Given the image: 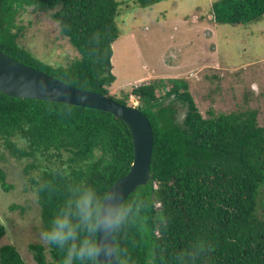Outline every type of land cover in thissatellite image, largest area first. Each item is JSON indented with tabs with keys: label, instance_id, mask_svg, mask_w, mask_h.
Returning <instances> with one entry per match:
<instances>
[{
	"label": "trees",
	"instance_id": "obj_1",
	"mask_svg": "<svg viewBox=\"0 0 264 264\" xmlns=\"http://www.w3.org/2000/svg\"><path fill=\"white\" fill-rule=\"evenodd\" d=\"M147 8L165 0H130ZM125 0H0V50L81 89L122 104L132 95L154 132L151 179L121 208L127 219L114 232L122 264H264V125L259 111L209 110L205 117L185 79L169 78L112 95L113 44ZM50 12L79 52L70 64H53L21 46L26 30L18 13ZM214 20L249 24L264 17V0H217ZM172 84L170 88L169 84ZM161 88L163 94L156 90ZM187 107L182 122L164 101ZM1 158H14L36 194L41 229L69 196L88 185L106 195L134 160L128 125L110 112L0 92ZM6 172L0 168L5 189ZM17 206V204H15ZM6 227L0 220V239ZM38 264H59L61 253L41 241L29 244ZM0 264H28L14 244L0 246Z\"/></svg>",
	"mask_w": 264,
	"mask_h": 264
},
{
	"label": "rangeland",
	"instance_id": "obj_2",
	"mask_svg": "<svg viewBox=\"0 0 264 264\" xmlns=\"http://www.w3.org/2000/svg\"><path fill=\"white\" fill-rule=\"evenodd\" d=\"M125 1L118 17L120 37L113 44L112 95L122 97L135 86L180 78L188 82L205 117L211 109L219 114L252 108L259 111V124L264 125V17L249 24H224L212 15L217 0H165L147 8ZM19 15L27 27L19 43L33 55L65 65L79 57L50 12L32 6ZM156 93L164 91L159 88ZM164 103L174 107L182 122L187 107L173 98ZM129 104L137 106L138 98L132 95ZM3 152L2 145L0 168L7 171L11 188L5 189L0 178V220L6 227L0 246L14 244L28 264H38L29 247L40 241L42 230L36 194L22 163L3 160Z\"/></svg>",
	"mask_w": 264,
	"mask_h": 264
},
{
	"label": "water",
	"instance_id": "obj_3",
	"mask_svg": "<svg viewBox=\"0 0 264 264\" xmlns=\"http://www.w3.org/2000/svg\"><path fill=\"white\" fill-rule=\"evenodd\" d=\"M0 92L9 96L58 101L66 104L107 111L129 127L134 145V160L127 174L109 189L121 193L120 207L128 196L151 179L154 132L148 117L137 107L122 104L102 93L81 89L29 66L0 50ZM110 241L115 246L114 233ZM116 248V247H115ZM111 264H122L116 254Z\"/></svg>",
	"mask_w": 264,
	"mask_h": 264
},
{
	"label": "clouds",
	"instance_id": "obj_4",
	"mask_svg": "<svg viewBox=\"0 0 264 264\" xmlns=\"http://www.w3.org/2000/svg\"><path fill=\"white\" fill-rule=\"evenodd\" d=\"M69 193L40 231L41 243L61 253L59 264H111L117 250L110 236L129 211L120 207L121 193L102 195L88 185L72 187Z\"/></svg>",
	"mask_w": 264,
	"mask_h": 264
}]
</instances>
